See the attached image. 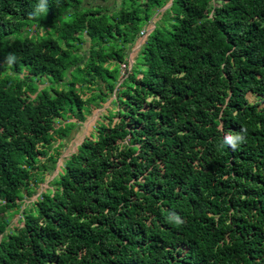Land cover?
I'll list each match as a JSON object with an SVG mask.
<instances>
[{"label": "trees", "instance_id": "1", "mask_svg": "<svg viewBox=\"0 0 264 264\" xmlns=\"http://www.w3.org/2000/svg\"><path fill=\"white\" fill-rule=\"evenodd\" d=\"M117 1L0 0V264H264V0Z\"/></svg>", "mask_w": 264, "mask_h": 264}, {"label": "rangeland", "instance_id": "2", "mask_svg": "<svg viewBox=\"0 0 264 264\" xmlns=\"http://www.w3.org/2000/svg\"><path fill=\"white\" fill-rule=\"evenodd\" d=\"M127 1V6L130 4L129 0ZM88 3H92L93 5H98L101 4L103 6H105L106 8H110L112 10H118L121 5H123V1H121V5L119 3V1L117 0H108V1H103V0H84V4H88ZM171 3V1H170ZM170 3H168L170 5ZM167 4V5H168ZM166 9L163 8L161 10H157L153 16H152V20L149 23H146V28L145 31L146 33L143 35L141 34V37L133 44L130 45L132 46L131 48H129L128 53H129V62L131 63L132 60L136 59L140 50H141V46L142 44L145 42L144 40L146 39V34L148 32V30L152 29L154 27L155 23H160V21H164L165 19L163 18V13L162 11H164ZM169 17H166V20ZM161 19V20H160ZM165 22L167 23L168 21ZM155 23H154V22ZM90 45L89 43H86L84 45L85 48H88ZM137 60V59H136ZM123 64H121L122 67V71L124 72V67ZM248 97L250 100H254L255 99V95L251 92L248 93ZM111 99L107 102H104L102 106L96 107L92 110L91 113H88V116L86 118L85 121H78L77 126L73 129L72 133L68 136L65 137L63 139H58L56 144H58L59 142H63L64 143V147L62 150V156L61 159L58 162V165H60L62 163V161H64L65 157H67L70 153H72L73 151H75L77 145L82 141V139L89 134V132L92 130V128L94 127L96 121L101 117V114L103 112H106L107 108L111 105ZM75 121H77L76 119H73ZM57 173V170L55 172V174ZM54 174L52 175H48L46 177V181L42 182L39 184L38 186V190L37 192H35L33 194V196L30 199H26V202H29L33 199H36L37 196L46 188L49 186V181L53 178ZM20 217L19 215H15L14 218L12 219L14 222L17 221Z\"/></svg>", "mask_w": 264, "mask_h": 264}, {"label": "clouds", "instance_id": "3", "mask_svg": "<svg viewBox=\"0 0 264 264\" xmlns=\"http://www.w3.org/2000/svg\"><path fill=\"white\" fill-rule=\"evenodd\" d=\"M35 11L36 12L47 11V0H39V3L37 5V8ZM16 60H17V57L15 56V54H9L6 57V63L9 65L14 64L16 62ZM245 135H246V129H244V128H241V130L239 132L228 133V134L224 135L222 141L218 145V149L222 150L225 147H229L233 151L237 150L238 146L244 142ZM175 222L181 223L179 216H176Z\"/></svg>", "mask_w": 264, "mask_h": 264}, {"label": "built area", "instance_id": "4", "mask_svg": "<svg viewBox=\"0 0 264 264\" xmlns=\"http://www.w3.org/2000/svg\"><path fill=\"white\" fill-rule=\"evenodd\" d=\"M145 33H146V31H145V29H143V30L141 31V34L144 35ZM127 65H128L127 63H124V64H123L124 72L122 71V74L125 73V71L127 70ZM122 70H123V69H122Z\"/></svg>", "mask_w": 264, "mask_h": 264}, {"label": "water", "instance_id": "5", "mask_svg": "<svg viewBox=\"0 0 264 264\" xmlns=\"http://www.w3.org/2000/svg\"><path fill=\"white\" fill-rule=\"evenodd\" d=\"M170 4H171V3H170ZM168 6H169V4H168V5H166L165 7L167 8ZM165 7H164V8H165ZM162 9H163V8H162Z\"/></svg>", "mask_w": 264, "mask_h": 264}]
</instances>
